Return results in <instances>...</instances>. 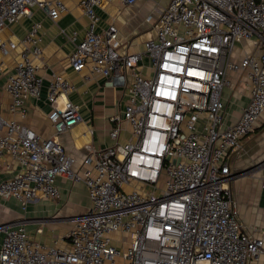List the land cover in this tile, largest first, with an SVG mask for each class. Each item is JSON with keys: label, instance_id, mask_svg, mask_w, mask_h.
Listing matches in <instances>:
<instances>
[{"label": "built area", "instance_id": "built-area-1", "mask_svg": "<svg viewBox=\"0 0 264 264\" xmlns=\"http://www.w3.org/2000/svg\"><path fill=\"white\" fill-rule=\"evenodd\" d=\"M108 1H80L87 23L80 40L75 31L71 35L69 65L101 75L106 86L126 88L122 114L111 120L128 122L129 135L118 142L117 125L110 131L113 145H85L77 169L58 140L82 119L68 98L75 84L63 76L47 85L50 136L0 114V170L4 155L20 166L0 180L1 198H14L23 209L56 199V177L64 175L83 181L89 200L71 217L63 247L56 239L50 246L32 239L22 221L1 224L0 264H247L263 252V239L238 218L230 157L264 113V0H169L154 35L137 52L121 50L115 22L97 30L95 8ZM32 7L51 19L66 9L63 0H0V30ZM40 26L30 25L4 84L9 110L22 117L26 99L38 98L42 88L34 62L41 54ZM15 47L0 42L3 55ZM144 57L147 74L138 65ZM229 72L245 73L249 99L238 119L223 127L221 93Z\"/></svg>", "mask_w": 264, "mask_h": 264}, {"label": "crops", "instance_id": "crops-1", "mask_svg": "<svg viewBox=\"0 0 264 264\" xmlns=\"http://www.w3.org/2000/svg\"><path fill=\"white\" fill-rule=\"evenodd\" d=\"M66 9L57 19H51L46 11L32 7L31 14L20 17L17 21L7 24L0 30L1 41H13L16 47L5 55L0 50V114L5 118L17 120L28 126L42 137H48L53 132L50 121L51 105L47 100V85L55 76L68 78L75 84V90L68 98L79 105L81 121L58 137L64 150L76 158V168L82 166V159L87 151L85 145L94 148H105L113 145L116 140L110 136V131L119 125L122 132L118 142L122 143L128 137L130 126L124 119L112 121L113 115H121L126 102L124 86H106L105 78L89 73L85 68L80 72L72 70L69 65V55L74 48L72 33L76 32V41L83 37L87 18L82 11L81 0H63ZM169 0H136L126 5L121 0L103 2L95 11L99 16L97 30H103L108 23L115 22L119 27L123 52H137L144 49V42L154 35V24L160 10ZM151 14L150 20H145ZM139 17L145 21H154L149 32L139 34L141 39H133L139 27L125 24L124 19ZM39 21L41 26V54L34 57L37 64V75L41 78L42 88L38 98H28L25 101L26 114L9 110L11 97L4 88L6 79L14 70V65L23 47L21 40L26 35L30 25ZM137 32V33H136ZM146 57L139 62V69L148 73ZM85 76H88L87 78ZM228 84L222 89L223 127L233 124L240 116L242 107L248 102L249 87L245 73H227ZM63 97H59V101ZM127 126V129L124 128ZM126 131V133H124ZM3 167L0 170V180L12 176L20 166L8 155L2 157ZM264 113L257 121L252 132L242 139L239 153L231 155L230 168L234 177L230 186L233 198L237 203L238 218L244 228L253 236L263 239V252L248 260L247 264H264ZM59 197L56 199L42 198L30 203L23 209L14 198L0 197V225L22 221L30 237L42 245L50 246L57 240L56 246L67 245V233L72 225L71 217L82 213L89 205L87 187L83 181L73 182L64 175L56 177ZM40 229V231L38 230ZM3 232L0 230V244Z\"/></svg>", "mask_w": 264, "mask_h": 264}, {"label": "rangeland", "instance_id": "rangeland-1", "mask_svg": "<svg viewBox=\"0 0 264 264\" xmlns=\"http://www.w3.org/2000/svg\"><path fill=\"white\" fill-rule=\"evenodd\" d=\"M124 23L125 24H131L134 27L140 28L139 31H137L138 33L136 32L137 34L135 35V37L133 39L135 42H137L136 38L138 39V41H139V39H141V36L139 34L144 33V32H149V30L153 27L154 21L153 20L152 21H145L144 18L139 19V17H135V18L134 17L133 18L128 17V19L127 18L124 19ZM124 128L127 129V126H124ZM124 133H126V131H124ZM117 242H119L121 244L120 241L115 239L114 243H117Z\"/></svg>", "mask_w": 264, "mask_h": 264}]
</instances>
